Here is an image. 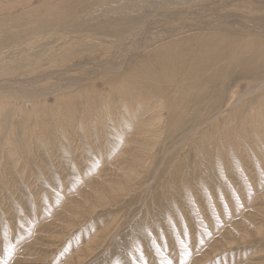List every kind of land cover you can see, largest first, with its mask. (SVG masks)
<instances>
[{"label": "rangeland", "instance_id": "374dc122", "mask_svg": "<svg viewBox=\"0 0 264 264\" xmlns=\"http://www.w3.org/2000/svg\"><path fill=\"white\" fill-rule=\"evenodd\" d=\"M217 2L221 0H0V79L11 84L0 88V264H264V112L242 130L237 127L225 144L220 140L234 123L231 115L222 117L209 137L217 143L192 145L181 162L182 142L172 167L167 161L173 155L163 154L199 115L211 117L231 93L243 95L264 80V55L257 48L256 75L247 69L246 59L254 55L248 48L241 69L231 68L234 76L218 75L225 78L219 83L223 88L210 92L205 110L165 123L160 143L153 147L155 142L148 141L142 153L140 145L122 141L151 126L163 100L143 92L146 81L137 79L124 82L147 96L124 93L121 99L114 91L128 77L121 68L108 80L89 77L82 91L69 93L73 102L64 115L86 118L85 125H58L54 105L44 106L45 100L35 96L27 95L30 102L22 112L18 106L23 101L17 100L21 88L15 80L40 69L56 70L80 56L83 61L104 59L116 48L122 55L129 45H138L137 55L148 54L180 36L151 40L152 33L194 23L200 17L192 7L206 4L210 13L214 10L208 7ZM229 3L239 10L230 6L223 11L246 22L261 20L264 13V1ZM160 12L170 16L149 23ZM191 32L181 37L188 39ZM237 40L243 45L235 50L244 46L243 53L244 35L239 33ZM136 51L128 59H135ZM68 74L64 76L70 78ZM57 83L53 77L40 86ZM145 84L155 89V82ZM86 91L98 106L95 113L88 112ZM247 100L264 111L263 97L254 94ZM99 117L113 123L115 138L97 129ZM173 170L175 178L170 177Z\"/></svg>", "mask_w": 264, "mask_h": 264}, {"label": "bare ground", "instance_id": "6f19581e", "mask_svg": "<svg viewBox=\"0 0 264 264\" xmlns=\"http://www.w3.org/2000/svg\"><path fill=\"white\" fill-rule=\"evenodd\" d=\"M260 1L262 2L264 0H256V2ZM206 6L207 5L204 4L201 7H192V9L194 8L195 13L197 14V18L200 17L198 21H194V23L184 25L179 29L173 27V29L167 30L166 28V30H158L152 33L153 38H151V40H164L165 38L175 37L179 35L180 36L179 39L178 37H176L177 40H173L170 42L166 41V43L156 46L153 51L148 52V54L137 55L136 53L140 51H136L138 49V45H129L127 50L123 52L122 55L121 52L116 48L112 56H104V59L98 57L99 59H87L83 61L84 59L80 60V56L79 59L76 57V59L67 62L65 66L57 68L56 70L40 69L32 76H27V78L25 79L21 78L19 80H15V83H19L18 87L21 88L20 93H18L19 97H17V100L23 101L20 105H18L21 112L26 107V103L30 102L27 98V95L35 96L37 101L45 100L44 106H47V104L54 105L55 111L53 112L55 114V117L57 118L56 122H58V125H61L64 122H78L81 125H85V123L88 121L86 118H80L76 120L73 113L68 116L64 115V112H66V110H68L72 106L71 104L73 102V97L69 95V93H72L73 90L76 89H80V91H82L81 88H85L88 85L86 80L89 77H92L91 80H93L95 79V76L101 75L106 80H108L112 78L111 76H114V73L118 72L121 68L122 73L126 74L125 76H128L124 77V80L119 82L116 89H114L116 93L118 92L119 95L121 94V99L125 98L123 97L124 93H127L128 95L130 94L129 96L131 98L147 96L140 93L142 92L141 90L136 91L137 89L133 90L131 88H128L132 84H126L124 82H130L128 79H137L141 80L142 83L146 81L143 83L142 89H148L147 91L143 92H152V94H150L152 95V97L157 96L163 100L162 105H160V108L154 114L156 117L154 121H152V124H150L151 126L148 125L145 128H141L137 132L133 131L125 141H122V143H127L129 145L133 144L134 147L140 145V148L137 150L139 153H142L143 150L147 148L146 143L150 140L155 142L153 145L154 147L155 145L160 143V139L163 137L162 133L164 132L163 126L165 125V123L170 122L180 116L188 115L196 111H203L207 108V102L209 100L208 97L210 96V92L223 88L220 84H223L225 78L219 80L218 75H223L224 77H226L227 74L232 73L231 68H235L238 66L241 69V66H243L242 61L244 59V56L246 57L247 55L248 48L253 50L251 51V53L254 54L251 58L246 59L248 60L247 63H249L247 69L250 70V72H253V75H256L255 71H252L253 67H256V65L254 64L257 62L255 60L256 48L264 55V13H261V20L246 22L238 16L229 14V11H223L224 7L226 8L230 6V8L238 7L239 10V6L235 7L236 5H231L229 3V0H221V2L219 3L217 2L210 5L208 8L214 10L210 13L207 12ZM180 8L178 9L180 10ZM254 11L255 10L253 9V12ZM161 13L163 12H160V15L156 18H152L153 20L149 21V23H152L156 20L158 21L163 17L170 16L169 14ZM174 14L175 16H178V14L181 13ZM172 16L174 15L172 14ZM195 16L196 15H194V17ZM184 22H186V20ZM173 26H175V24ZM138 30L142 31V28H139ZM188 31H192L191 33H193V35H191L190 33L191 36H189L188 39H185L186 37L184 36H186V33H188ZM193 31L199 32L194 34ZM250 31L256 32L258 38L256 39V35L253 32L250 33ZM184 32L185 35H182V37H184L182 38L181 34H184ZM239 33H242L244 35V39L247 43V46L244 49L243 53L242 50L244 46H239L240 49L235 50L238 45L242 44L237 40V36ZM135 39L137 41V37ZM231 40L233 41V43H231L233 46L228 45L229 41ZM225 43L229 47L226 46ZM120 45L124 46V43L119 44L117 47L120 48ZM131 51H136L135 55L137 56L134 55L135 59H128ZM59 53H61V50L59 51ZM59 57H62V55ZM233 63H235L236 66L231 67ZM125 65L129 66L125 67ZM81 68V72H79L77 75L71 74L73 73V70L77 71ZM67 72L71 74H68L70 78L64 76V74ZM24 73L30 75V71L27 69H25ZM21 75H23V73ZM61 76H63L65 80L62 79ZM53 77L54 79L57 78V81L59 82L57 83V85L54 86L53 84H51L44 87L40 86V84H43L46 79ZM148 82H155V89H152L151 84H145ZM159 83H165V85L167 84L168 87L164 86V88ZM8 84L11 85L10 80L0 79V88L7 86ZM211 84L213 86H211ZM251 87L253 90L251 89L249 92H246L243 95L231 93L226 102H224V107L211 117L208 118L204 114L199 115L197 121L192 122L190 131H185L181 134V136L179 137L180 139H178L180 140V142L176 143L172 150L169 151V149H167L163 153L165 156L164 158L170 157L171 154L173 155L171 156V160L167 161L169 162L167 165H171L172 167L173 159L179 152L177 148L182 142L184 144L182 148L185 149L181 152L183 154L179 155L181 162L185 161L189 156L191 152L189 149L190 147H192V145L195 149L196 147H199L201 143H205L207 147H211L213 143H217L216 139L209 137L212 136V132L216 130L215 128L219 126L220 122L225 120V118L222 117L231 115L233 117L232 122L234 123V126L230 128L229 132L225 134V136H223L220 140V142L225 144L228 138L232 135L231 132L236 130L237 127L242 130L247 123L250 125L253 119H256V113L260 114L262 112L263 115L264 111H259L258 108H254L255 105L252 104L251 100H247V96L255 94L256 97V94H258L259 99L262 97L264 98V80L258 81L257 87L256 84L250 85L249 88ZM195 90H197L196 93L192 92ZM111 92L113 93V91ZM111 92L110 94H112ZM76 96L80 97L81 94L76 93ZM89 96L90 95L87 94V91L84 92L83 99L85 102H87L89 106L87 109L89 114H91L98 111V106L95 104L92 96ZM63 97H66V99L62 101L61 99ZM245 103L248 105V109L243 111V104ZM45 114L46 113L43 112L39 116ZM25 119H29V115L25 116ZM259 119L261 122L263 121L261 117ZM95 122L97 123L98 130L110 132L112 138H115V135L113 133V123L109 125L106 119L100 117ZM228 126L231 127V125ZM190 134H192V136L188 137ZM240 135H242V133H240ZM240 135L238 136L239 138H241ZM202 137L204 139H209L202 141ZM137 139H140L139 144L135 143ZM186 144L188 149L186 148ZM134 156L136 155L133 154L132 157ZM125 160V163H127V161H130L128 158H126ZM136 160L138 159L135 158V162ZM135 162L133 163V165H135ZM175 175L176 171L173 170L170 177L175 178Z\"/></svg>", "mask_w": 264, "mask_h": 264}, {"label": "snow or ice", "instance_id": "6c2138e0", "mask_svg": "<svg viewBox=\"0 0 264 264\" xmlns=\"http://www.w3.org/2000/svg\"><path fill=\"white\" fill-rule=\"evenodd\" d=\"M167 264H171V261H170V260H168V261H167Z\"/></svg>", "mask_w": 264, "mask_h": 264}]
</instances>
